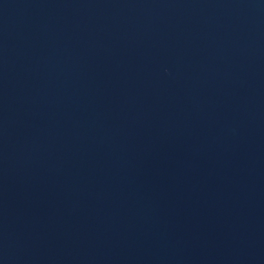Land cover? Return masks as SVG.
Here are the masks:
<instances>
[{
	"label": "water",
	"instance_id": "obj_1",
	"mask_svg": "<svg viewBox=\"0 0 264 264\" xmlns=\"http://www.w3.org/2000/svg\"><path fill=\"white\" fill-rule=\"evenodd\" d=\"M0 172L45 264H264V0H0Z\"/></svg>",
	"mask_w": 264,
	"mask_h": 264
}]
</instances>
